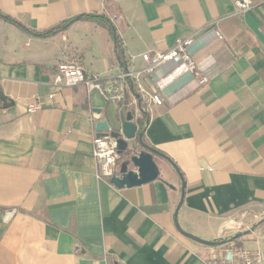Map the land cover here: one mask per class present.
Segmentation results:
<instances>
[{
  "label": "crops",
  "instance_id": "crops-1",
  "mask_svg": "<svg viewBox=\"0 0 264 264\" xmlns=\"http://www.w3.org/2000/svg\"><path fill=\"white\" fill-rule=\"evenodd\" d=\"M0 11L38 31L104 14L134 69L145 51L216 29L223 38L195 48L208 84H170L163 105L147 106L144 135L182 171L184 230L214 239L243 228L264 246V0L245 12L231 0H0ZM63 61L103 86L122 71L103 24L80 20L39 37L0 18V88L11 102L0 100V264H205L211 247L175 225L181 180L164 157L155 154L160 178L141 186L97 178L96 125L117 127L127 108L80 84L27 111L54 90ZM131 111L138 124L139 105Z\"/></svg>",
  "mask_w": 264,
  "mask_h": 264
},
{
  "label": "built area",
  "instance_id": "built-area-1",
  "mask_svg": "<svg viewBox=\"0 0 264 264\" xmlns=\"http://www.w3.org/2000/svg\"><path fill=\"white\" fill-rule=\"evenodd\" d=\"M239 11H247L253 6V0H231ZM223 38L214 28L204 29L194 37H178L166 50L145 51L141 53L144 66L131 67L133 58L127 59L126 69L103 86L97 77L87 72L77 61L58 63L53 80L54 90L46 97L37 95L29 103L27 111L40 110L46 101L51 102L56 93L65 87L85 84L89 90H97L109 102L127 108L140 106H161L165 103L166 88L180 77L189 76L197 86H205L209 77L201 72L195 61V48L210 40ZM93 156L96 164V176L99 180H110L118 169L119 158L116 139L110 135H94ZM205 264H264V247L248 248L228 241L217 247H211V253Z\"/></svg>",
  "mask_w": 264,
  "mask_h": 264
},
{
  "label": "water",
  "instance_id": "water-1",
  "mask_svg": "<svg viewBox=\"0 0 264 264\" xmlns=\"http://www.w3.org/2000/svg\"><path fill=\"white\" fill-rule=\"evenodd\" d=\"M119 123L117 127H112L107 120H101L96 125L99 135H110L116 139L119 155L124 158L118 166L116 173L110 181L116 187H135L152 182L160 178V169L155 161V152L148 150L143 142L145 127L140 128L134 120L132 111L123 109L118 116H115ZM181 180V198L175 210V225L177 229L186 237L208 247H217L228 241H233L243 235L238 231L225 237L214 239H204L191 232L184 230L178 219L179 210L184 202L186 182L181 173L178 172Z\"/></svg>",
  "mask_w": 264,
  "mask_h": 264
},
{
  "label": "trees",
  "instance_id": "trees-1",
  "mask_svg": "<svg viewBox=\"0 0 264 264\" xmlns=\"http://www.w3.org/2000/svg\"><path fill=\"white\" fill-rule=\"evenodd\" d=\"M0 18H2L4 20L16 25L17 27L23 29L24 31H26L29 34H32V35H35V36H39V37L52 36V35L60 32V31L66 30L71 24H73L76 21H80V20L95 21L97 23L103 24L109 29V31L111 32V35L114 38L115 58L120 63L122 69H126V67H127V61H126L127 59H126V55H125V49H124L123 41L119 37L115 25L112 23L110 18H108L104 14H100V13H97V12L82 13V14H79L77 16L71 17L69 19H65V20L61 21L59 24H57V25H55V26H53V27H51L49 29L43 30V31H38V30H35V29H31V28L25 26L23 23H21L16 18L11 17L10 15H8L6 13H3L2 11H0ZM0 100L4 101V103H5L4 105L5 106L6 105L9 106L11 104V102L8 101L6 96L2 93L1 88H0ZM139 107H140V110H141V117L138 118V124H139L140 128H142V127L146 126V123L149 120V113L147 112L145 105L141 101H140V106ZM143 142L145 144V147L148 150L154 151L156 154L164 157L177 172L182 174V171L174 163V161H173V159L171 157H169L166 153L161 152L160 150H158V149H156L154 147H151L147 143L144 134H143ZM119 156H120V158L123 157V155H119ZM119 160H117V164H118Z\"/></svg>",
  "mask_w": 264,
  "mask_h": 264
},
{
  "label": "rangeland",
  "instance_id": "rangeland-1",
  "mask_svg": "<svg viewBox=\"0 0 264 264\" xmlns=\"http://www.w3.org/2000/svg\"><path fill=\"white\" fill-rule=\"evenodd\" d=\"M123 158H124V156L121 157V158L119 156L118 160L120 159L119 160L120 163L123 160ZM238 231L243 232V235L241 237L235 239V241H236L237 244L242 245V246H246L248 248H254V247H257L258 246V245L255 244V241L254 240H248V241L246 240L245 236H247L250 233V231L249 230H243V228L242 229L241 228L232 229V230L228 231L227 233H225L224 235H222L220 237H225L227 235H231V234H233L235 232H238ZM260 231H261V229H259L258 231H256V235H260L259 234ZM261 247H264V246H261Z\"/></svg>",
  "mask_w": 264,
  "mask_h": 264
}]
</instances>
